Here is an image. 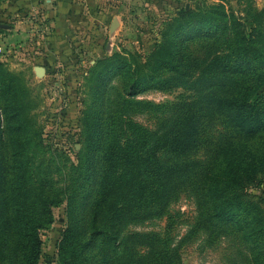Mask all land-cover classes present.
Returning a JSON list of instances; mask_svg holds the SVG:
<instances>
[{
  "label": "rangeland",
  "instance_id": "374dc122",
  "mask_svg": "<svg viewBox=\"0 0 264 264\" xmlns=\"http://www.w3.org/2000/svg\"><path fill=\"white\" fill-rule=\"evenodd\" d=\"M67 2L54 28L50 6L0 0V220H16L17 187L39 188L37 264L105 250L125 264H264V0ZM178 58L185 79L167 69ZM156 74L163 87L133 90ZM235 98H252L254 130L236 127ZM108 171L113 206L95 218L91 187ZM211 184L217 204L236 194L232 222L210 218ZM124 196L121 248L102 237L85 253Z\"/></svg>",
  "mask_w": 264,
  "mask_h": 264
},
{
  "label": "trees",
  "instance_id": "16d2710c",
  "mask_svg": "<svg viewBox=\"0 0 264 264\" xmlns=\"http://www.w3.org/2000/svg\"><path fill=\"white\" fill-rule=\"evenodd\" d=\"M183 60L181 58L178 59H171L170 62H168V70L177 74L178 79H185L187 78L190 73L186 72V68L183 66ZM166 69V68H163ZM227 70V69H226ZM151 75V74H150ZM153 75V74H152ZM161 76V75H160ZM160 76L158 77L156 74V77L153 79L147 76L145 79L142 80L141 78H138L133 83V90L140 89V87L148 86L150 81H153L158 87L157 83H162L160 87L164 86V82L160 79ZM156 78V79H155ZM150 88H144L143 91H147ZM130 90V89H129ZM252 98L248 100H240V98H235L234 100H230L229 104L237 105L239 108L242 109L243 114L241 117L235 119L236 127L239 129H251L254 130L255 122L251 119H246L245 116L247 114H250L252 111V106L248 104V102ZM229 106V105H228ZM14 115V113H13ZM109 174H111L109 171L108 173L103 172L99 174V177L96 179L93 178V184H95L91 187L92 193L94 196V199H97L96 203L93 204V210H91V215L96 218L98 216L102 215L103 211L109 212L112 208V197L115 195L116 188L109 184ZM121 184L119 187V190L122 194H124V188L126 187V184H124V177H121ZM145 187V186H144ZM214 184H211L208 189V197H210L213 202L210 204V218H214L217 221L223 222V223H230L233 221V216H235V212L233 210V200L231 198H234L236 195L235 193L232 194L229 197H227L223 203H216L214 194L217 193V188ZM220 188V187H219ZM34 190L29 191L26 187H17L16 190L18 191V194L20 196H27L25 199H21L17 203V209L15 210V213L17 214L16 220H14L13 223H9L6 220H0V264L4 261L13 262L17 258L18 255L23 256V259L25 261H28L27 264H37L38 263V257L40 253V247H41V240H39V234L37 230L43 229L46 227V224L49 223L47 219L44 218L43 213L47 210V205H45V202L39 203V200H33L32 198L38 197L39 193L38 190L42 192L39 188H33ZM30 192H28V191ZM225 192V188H220V191ZM145 191V190H144ZM150 190H147V193H149ZM54 204H50V206H53ZM131 207V201H126L125 196L122 197L121 206L115 208L114 207V221H109L108 224H105L104 226H101L99 224V221H94L93 228L95 229L89 237V241H87L83 248L86 251V248H90L91 244L95 242L98 238H104L107 237L109 239V246L108 248H121L119 243V233L118 229L120 225L124 222L129 210ZM116 212L119 213V217L117 218ZM84 212H82L83 214ZM13 229L14 232L11 231ZM111 230V238L108 237V233ZM148 237H143L141 239H146ZM140 240V241H143ZM147 247L144 242H138L136 247ZM264 246V245H263ZM29 248V250L24 249ZM262 251V254L264 256V248H260ZM20 251H24L23 254ZM91 254L87 253L86 257H90ZM159 254L157 255V257ZM97 261V264H125L119 262L121 257L116 256L115 252L111 250H105L101 254L94 257ZM253 264H258L253 260Z\"/></svg>",
  "mask_w": 264,
  "mask_h": 264
},
{
  "label": "crops",
  "instance_id": "0c3cea01",
  "mask_svg": "<svg viewBox=\"0 0 264 264\" xmlns=\"http://www.w3.org/2000/svg\"><path fill=\"white\" fill-rule=\"evenodd\" d=\"M30 4V10L31 11H37V10H44L46 9V7H51L50 10L47 11V13H49V17H51L52 19V23H53V27L55 28L56 25H60L62 22V18L64 19L67 11L70 9L67 5L68 4L67 0H59L60 3L58 2L57 5H54V2L56 0H27ZM59 4V5H58ZM60 10H65L66 13L62 14L59 11ZM62 17V18H60Z\"/></svg>",
  "mask_w": 264,
  "mask_h": 264
},
{
  "label": "water",
  "instance_id": "95a60500",
  "mask_svg": "<svg viewBox=\"0 0 264 264\" xmlns=\"http://www.w3.org/2000/svg\"><path fill=\"white\" fill-rule=\"evenodd\" d=\"M36 74L40 77L44 76L45 75V69L44 68H41V67H37L36 68Z\"/></svg>",
  "mask_w": 264,
  "mask_h": 264
}]
</instances>
